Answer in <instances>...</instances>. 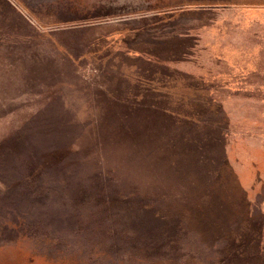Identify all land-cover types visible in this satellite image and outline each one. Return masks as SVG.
I'll return each mask as SVG.
<instances>
[{
	"label": "rangeland",
	"instance_id": "1",
	"mask_svg": "<svg viewBox=\"0 0 264 264\" xmlns=\"http://www.w3.org/2000/svg\"><path fill=\"white\" fill-rule=\"evenodd\" d=\"M246 85L264 0H0V264H264Z\"/></svg>",
	"mask_w": 264,
	"mask_h": 264
},
{
	"label": "crops",
	"instance_id": "2",
	"mask_svg": "<svg viewBox=\"0 0 264 264\" xmlns=\"http://www.w3.org/2000/svg\"><path fill=\"white\" fill-rule=\"evenodd\" d=\"M241 91H243V95L246 99L253 101L252 103L254 105L264 106V87L254 88L252 85H246Z\"/></svg>",
	"mask_w": 264,
	"mask_h": 264
},
{
	"label": "trees",
	"instance_id": "3",
	"mask_svg": "<svg viewBox=\"0 0 264 264\" xmlns=\"http://www.w3.org/2000/svg\"><path fill=\"white\" fill-rule=\"evenodd\" d=\"M3 211L7 214L8 213V211H6V209H3ZM31 229V228H30ZM43 233H40V232H38L37 230H34V229H31V235L32 236H34V237H31L32 239H33V241L35 242H42L43 243V241H42V239H43V235H42ZM48 236V235H47ZM44 250V249H43Z\"/></svg>",
	"mask_w": 264,
	"mask_h": 264
}]
</instances>
